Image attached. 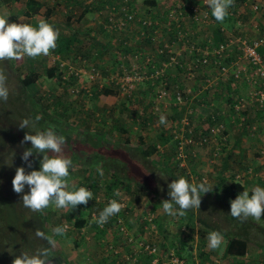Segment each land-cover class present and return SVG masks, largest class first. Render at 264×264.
Instances as JSON below:
<instances>
[{"label":"rangeland","instance_id":"rangeland-1","mask_svg":"<svg viewBox=\"0 0 264 264\" xmlns=\"http://www.w3.org/2000/svg\"><path fill=\"white\" fill-rule=\"evenodd\" d=\"M133 1L138 9H140V14L142 16L145 14L150 15L148 9L151 11L153 9L154 11L152 13L157 11L158 15H160L165 5L168 3L167 0H156L158 3V8L156 9L146 3V1L149 0ZM43 2L44 8H42V12H44L42 14L45 15L47 9L51 11V15L49 16L51 17L52 25L59 31V37H62L61 39H69V50L58 55L54 54V49H52L47 56L41 55L35 58L22 56L19 59L0 61V73L6 77L5 84L9 90L7 100L0 102V125H2V121L5 125L8 123V119H5L7 115L9 118L11 117L10 120L14 122V126L8 125V129H3V127L0 126V149L4 147L7 152L12 153V150L7 148L20 145L23 141V137L17 133L16 129L19 128V126L16 121V116L14 115H26V119H33L28 115H40L44 125L40 123L41 126L37 125V122L36 129L37 126L44 128L46 127L45 125H47V113L56 119V117H60L58 111L60 109L62 110V108H65L67 112L72 111V114L68 116V121L70 123L72 122V125H74V120L80 118L83 127L86 126L96 130V133L103 135L104 141H108L109 143L112 142L113 144L117 141H121L127 143L131 147H135L139 144V137L147 144L157 142L159 134L165 133L168 130L173 133L175 132L177 137L182 138L181 142L187 138L184 136H186L188 131L191 132L193 130L191 134L194 136L198 135L199 125L205 122V120L202 121L203 117L207 118L210 115H184L183 112L186 108V104L183 105V103H178L179 105H175L176 90H179L185 95L198 93L197 90L192 92V89L188 88L189 84L186 82L190 81L183 74V65H188L191 62L188 53L183 52L181 56L179 55L178 58L176 57L178 63H181V65L183 64L182 68L172 67L166 68L164 71L165 79H169L170 77L174 79L177 73L178 77L176 80L179 85L177 87H172L171 83L168 86L166 85L165 94L160 102H155V109H152L154 98L150 96L154 95L155 91L159 89L158 84H135L130 89L129 94L122 93L117 84H108L109 81L106 79L107 77L119 78V76L123 74L122 71L117 68L120 63L125 64L126 61L120 60L123 47L119 45L118 37L115 35L106 36L99 28V23L103 19L105 5L103 0H43ZM176 2H180L181 4L190 3L196 6L200 12L206 13L210 17V20L207 22H201L196 25L187 24L189 27L188 32L190 34V39H194V43L201 47V44L209 40L211 35H213V30L215 28L211 21L214 17H212L211 9L208 7V0H175L174 3ZM254 5H256L258 9L256 12L249 15L248 20L254 18L255 21L260 23V21L264 19V11L261 9L260 11L259 5L256 3H251L250 8L253 9ZM23 6L24 0H0V15L6 14L9 16L8 19L10 17L23 18ZM84 6L89 7L88 9L86 8L88 10L87 12H85ZM232 7L234 6H230V8ZM230 11L231 10H228V13ZM238 11L233 12L237 13ZM229 15L230 14H228L225 19L227 23L226 27L232 31L235 29H230L229 27ZM254 24L255 23L252 24V27ZM193 32H198L197 36L194 35V38H192ZM74 33L77 37L76 42H74ZM233 33L236 34L237 31ZM131 37L132 47L134 49L155 53L154 45L156 44H150L141 39L137 40V36L134 35V32L131 33ZM166 38L167 36H164L162 41L167 42ZM57 43L58 41L56 42L55 49H58ZM172 48L174 50H179L181 45L173 44ZM59 63H61V66ZM33 66L37 67V72H39L40 77L35 84L30 87H25L27 97L21 98L23 91L19 84V78L28 74ZM51 66L55 67V72H58L60 69H67V66L80 69L82 72L81 83L90 89V94L91 91L93 92L92 86L96 82V79H90V68H94L99 71L102 84L108 85L112 90L117 92L116 94H109L107 92L101 93L96 98H92L89 93H84L83 90L77 95H72L68 91L69 85H63L54 78L47 77L46 70ZM183 79L186 81L182 82ZM212 86L209 87L210 91H214ZM203 89L204 88H202V90ZM32 90H35V92L31 93ZM139 95L144 96L142 97L144 101H138ZM239 95L244 96L245 93ZM55 100H57L59 104L56 107L57 109L54 115L52 106L55 105ZM16 103H18L16 106L17 108L22 106L24 109L21 111V114L15 112V107L13 105ZM190 106L193 107V105ZM8 110L13 111L8 112ZM261 111L260 109L259 112L261 113ZM161 117H163V122H161ZM211 117L214 118L213 115H211ZM260 117L254 116L248 124H246L245 121L244 124L239 125L237 121L235 122V126H230L228 128L229 130H226V125L222 121H217L216 118L215 121L217 122L210 126L212 129H215L218 125H222V134L226 136L229 143L227 146L229 150L227 153L230 154L229 162H240V164H233L232 167L229 168V176L231 173L235 174L242 172L244 166L241 161H251L252 164V161L258 163L260 160H264V118L263 116L262 119ZM48 123L52 125L53 122L51 123L48 121ZM53 124L56 125V123ZM58 124L60 126L57 131L60 132L62 129H65L62 120H59ZM49 125L47 126L49 127ZM117 126H120L122 130L119 131ZM245 126L246 129L243 130L242 128ZM28 129L31 131L33 130L32 128ZM68 129H71V127ZM68 129V133L63 131L62 134L65 136V143L61 146V155L71 158L70 151L73 150L74 144L77 143L78 140H76L74 134L71 133L72 129L71 131ZM4 130H8L9 134L6 132L4 133ZM242 130L244 132H242ZM207 134L209 135H207L208 142L205 143L206 146L202 149H198V147L195 148V160L192 165H188L186 162L183 175L185 178L189 179L190 182L200 183L202 181L212 186L210 192L202 194L198 209H188L185 215L179 218L169 217L163 213L160 202L169 198L167 195V185L175 179L168 174H164L163 182L158 186H156L155 182H151L154 189L159 192L145 193L142 189L135 186L127 191L121 188L120 185V187L116 189L115 195L117 196V200L122 203L123 207L118 214L110 218H115L116 220L120 219L124 228L123 231L116 227L115 224H113V226L106 225L103 228L101 227V229L98 227L96 229L90 227V223L93 221L92 218L90 219V214L94 212L99 215V208L101 206H106L105 201L108 200L109 196L107 195L108 191L104 189V185H106L110 179L101 168V165L96 164L97 161H94V165L90 167V171L86 169L89 165L73 162L68 178L70 186H89L93 193V198L88 201L87 205H82L81 209L82 216L88 220V224L78 231L74 229L72 222L63 216L65 208H56L54 204H51L47 208L49 211L53 212L48 223L50 234L54 227L60 225L66 226L64 237H56L54 250L57 251V256L54 262L50 264H136L137 256L140 257L137 251V245L140 240L153 243L157 246L158 253L156 256L158 259H151L153 263L156 264H165L167 258L163 257L165 256L163 252L167 250H173L176 253L175 255L181 256L187 260H189V258L192 260L190 251L191 253L195 251L197 257L200 256V254L203 256L206 254L207 258L204 260L214 258L215 251H217L218 248L211 249L208 247V235L212 231L207 228H202V231L198 230L199 226L195 221V213L203 214L206 223L210 225L216 224L220 230L230 233V235L236 234L246 237L249 247L260 244V246L264 247L263 220L252 217L247 219L234 218L229 214L230 205L225 207L215 202L214 190L218 187L219 183L217 182L214 165L219 164L221 154L219 153L220 157L218 156L214 163L210 155L215 151L214 148H221V146L217 144L218 136L214 135L212 132L209 133V131ZM257 135H259L258 139ZM194 140L196 141V139ZM101 141L104 142L103 140ZM174 144L175 141L173 138L165 145L159 146L158 151L149 158L150 163L148 164L150 167L152 165L157 167L164 159L170 158L174 154ZM232 149H234L233 153L231 151ZM258 150L259 152L256 153ZM204 153H206V155ZM71 159H73V156ZM9 164V161H7L6 166ZM166 169L171 171L170 173L176 178L181 176V170L173 167V164ZM250 169L255 175L247 177L249 180L246 188H254L260 182L258 179H264V166L259 168L258 164H254L251 165ZM187 173L188 175H192L193 173L202 175L204 180H200L199 182L196 180L192 181L191 178H188ZM242 174L246 173L242 172ZM242 174H239V176L242 177ZM88 177H91L98 185L93 186L97 183L88 180ZM148 214L153 216L151 222L145 219V216ZM8 216L9 214H5L3 218H7ZM221 235V242H225L223 234ZM179 243L183 244L179 245ZM222 249L223 245L220 247L221 252ZM143 255H145V253H143ZM189 263L191 264V262Z\"/></svg>","mask_w":264,"mask_h":264},{"label":"trees","instance_id":"trees-1","mask_svg":"<svg viewBox=\"0 0 264 264\" xmlns=\"http://www.w3.org/2000/svg\"><path fill=\"white\" fill-rule=\"evenodd\" d=\"M154 2L155 0L146 1V3L150 5L151 7H154L155 5ZM43 5H44L43 1L26 0L25 10L23 12L24 16L30 17L32 15L37 14ZM86 8L88 9V7L84 8L85 12L88 11ZM50 13L51 11L47 9L45 16H44V21L46 20V18H48ZM99 28L101 29V25H99ZM216 28L217 27L215 26V31L213 35H211L213 36L212 38L213 40H211V42L215 46H217L218 43H224L228 38V36L224 37V35L223 37L221 35L217 36L216 34L221 33L222 30H220V27H218L217 30ZM61 38L62 37H58L57 39L58 49L53 50L54 54H58V55L63 54L64 51L69 50V47H68V45L70 44L69 39H61ZM140 39L141 38L138 37L137 35V40H140ZM76 41H77V37H76V34L74 33V42ZM143 41L151 44L149 40H143ZM119 45H121L124 48V51L126 53L130 51L132 52L134 50V48L132 47V42L125 46H123L122 43L119 42ZM233 45H234L233 46V51H234L237 46L235 44ZM224 54H226V58H225L226 61L233 60L229 57L230 53L228 54V51L224 52ZM162 57L163 55H160V54L154 55L156 62L159 59H162ZM235 58H236V55H235ZM176 68H182V67H176ZM46 73H47L48 78H54L55 80H57L59 83L63 85H69L68 90L70 88V85L76 84L74 75L71 74L67 78L63 79L62 76L65 72L64 71L55 72L54 66L49 67L46 70ZM183 74L185 76V69L183 71ZM39 77L40 75H39V72H37V67L33 66L28 74L23 75L22 77L19 78V84H20L21 90L23 91L21 98L27 97V92H26L25 87H28V86L30 87L31 85L35 84L36 81L39 79ZM99 78L101 79V76ZM173 80H174L173 77H170L169 79L164 78V81L167 86L171 82H174ZM145 83L147 85H154V84L159 85L160 84L159 81H155L153 83L151 82H145ZM101 85H102L101 87H98L96 84L92 86L93 87V92L91 91L92 98H96L99 94L105 93V92L109 94H116L117 91L112 90V88H110L108 85L104 83ZM35 90H32L31 93H34ZM181 94L182 96L186 97L184 93H181ZM54 103L55 105H53L52 108H53V114L55 115L56 109H57L56 107L58 106L59 102L55 100ZM17 105L18 103L13 105L15 107V112L21 114V111H23L24 109L22 106L20 108H17L16 107ZM12 111L13 110H8V112H12ZM58 112H59L58 114H60V117H56V119H54L50 114L47 113L46 115L47 125H49L48 121L51 123L52 122L56 123L57 126L54 125L53 123L52 125H49V126H55L56 129L58 130L60 126L58 122L59 120H62V124L64 125L65 129H62V131L60 132L58 131V133L60 134H63V131L68 133L67 129L71 127L72 129L71 133L74 134L75 139L78 140L77 143L74 144L73 150L70 151L71 158L73 156L72 161L77 164L89 165L86 168L89 171H90V167L94 165V161L95 162L97 161L96 164L101 165V168L103 169V171L107 174L108 178L110 179L107 182V184L104 185L105 186L104 189L108 191L107 195L109 196L108 200L105 201V205L108 204L109 199L117 200L115 191L118 187H120V185H121V188L127 191L131 187L135 186L137 188L142 189V191L145 193L159 192L158 190L154 189L151 182H155L156 186L160 185L163 182L164 174H168L170 175V177L176 178L173 174L170 173L171 171L166 169L168 166H171L172 164H173V167L181 170L182 172L181 175H184L185 169L184 167L179 166L180 159H176L177 142L181 141L182 138L177 137V134L175 135V132L173 133L170 130H168L165 133L163 132L159 134L157 142H153L149 144L144 143L142 141V138L139 137L138 138L139 144H137L135 147H131L127 143L121 142V141H117L115 144H113L112 142L109 143L108 141H104L105 139L103 138V135L96 133L97 132L96 130L90 129L86 126L83 127L81 124L80 118L74 120V125H72V122L70 123L68 121V116L72 114V111L67 112L65 108H62V110L60 109ZM14 116H16L17 122H20L21 120L26 119L25 117L26 115H14ZM28 116L34 119L36 115H28ZM5 117H7L5 119L6 120L8 119V123L5 125L4 122L2 121V125L0 126L3 127V129H8V125L14 126V122L10 120L11 117L9 118L8 115ZM217 121L213 123L215 124ZM39 123L41 125L43 124L41 119L37 123V125H40ZM213 123L206 126L202 130L199 129L198 135L194 136L193 134H191V132L193 131L192 130L191 132L189 131L184 137L191 138L193 141L191 144H193L195 142L194 139H196V142H197L200 139L201 135H206V136L209 135L207 134V132H208V129L209 131L212 129V127L210 126ZM244 123L245 122H243V124ZM47 125L45 126L48 127ZM40 126L39 127L37 126V129H41L42 127ZM71 129H68V130L71 131ZM117 129L119 131L122 130L120 126H117ZM16 130H17V133L20 134L22 137L24 136L25 131L26 132L31 131L30 129H21V128H17ZM5 132L9 134L8 130H4V133ZM216 136H218L217 144H220L221 148H218V147L214 148L215 151L210 156L212 158L213 163L216 162L219 156V153L221 154V157L219 156L220 157L219 164L214 165L216 175H217L216 176L217 182L219 183L218 187H216L214 190L215 191L214 198H215V202L226 207L230 205V201L235 199V197L240 192L245 191V190L251 191L250 189L252 187L246 188L244 178H247L248 176H251V175L253 176L255 175V173H253L252 170L251 172H248L250 167L244 166L242 172L246 174H242V172L235 173V174L231 173V175L229 176L228 175L229 174L228 172H230L229 168L232 167L230 166L231 162H229L230 154L227 153V151L229 152L227 148L229 143L226 137L224 138L222 135H216ZM173 138L175 141V144L173 147L174 154L170 158L164 159L162 162H160V164L163 166L159 164V166L157 167L155 166L156 167L155 168L154 165H152L151 166L152 168H151L150 165L148 164L150 163L149 158L158 151L159 146L165 145ZM101 140H103L104 142H102ZM30 146H31L30 142H23L17 146L16 145L11 146V147L8 146L9 148L7 149H11L12 153L7 152L6 148L4 147L0 149V264H12L13 258L16 255H19L20 252H25V251L32 252L36 250L37 248L47 246L46 241L37 237L35 233L37 230H39L46 234H50L49 229H48V223L53 215V212L49 211L47 208L40 210V211H36V210H32L30 208L25 207L21 200L22 194L15 193L12 190V186H11V180H12V177L14 176L15 168L24 165V162L20 159V156L22 155V152L24 151V149ZM101 146L103 147V149ZM205 146H206L205 144L200 145V146L198 145L197 146L196 145L186 146V149L183 153V154H186L184 158L185 167H186V162L188 163V165L193 164L195 157H196L195 148L198 147V149L199 148L202 149ZM206 153L204 154L206 155ZM48 155H53V154L49 152ZM29 159L32 161V167L38 168V161L40 159V156L38 154H34V157H30ZM7 161H9L10 163L8 166H6ZM28 170L30 169L26 168V171ZM236 174H242V177L240 179H236L234 177ZM187 176L188 178H190V175H188V173H187ZM88 180L94 183L96 182L91 177H88ZM228 180L229 182H227ZM258 180H260L259 185L264 186V179L263 180L258 179ZM225 182H227V184ZM96 185H98V183L93 186H96ZM164 185H165V182H164ZM87 188L90 189L89 186H87ZM25 191H27V188L25 189ZM104 207L105 206H101L99 208V211H102ZM81 209H82V205H78L74 209L65 208L63 212V216L66 219H69L72 222L74 229L78 231L88 224V220L82 216ZM5 214H9V216L7 218H3V215ZM195 216H196L195 221H196V224L198 223L199 231H202V228H207V229H210L212 232L217 231L223 234L225 242H224L222 254H224L225 256H233V257L244 256L247 250V243H248V240L246 239V237L242 235H236V234L230 235V233L220 230L218 228V225L216 224L210 225L209 223H206L205 217L203 214L195 213ZM90 219H91V214H90ZM259 219L264 221V215H262ZM115 223H116L115 218H109L107 222L103 225V227L106 225L113 226V224ZM90 227H93L95 229L98 227L99 229H101L99 225L95 223V220L91 221ZM190 229L193 230L192 228ZM182 244L183 243H179V245H182ZM56 254H57V251L54 250V245H53L52 251H51L50 263L54 262V259L57 256ZM139 254L142 255L143 252ZM163 254L165 255L163 257H167V255L169 254V250L163 252ZM200 257H201V260H204L205 258H207V255L205 254V256H203L202 254H200ZM214 258H211L210 260L208 258L207 259L208 261L204 260L200 264H205ZM186 261L190 262L191 259L190 258L189 260L186 259Z\"/></svg>","mask_w":264,"mask_h":264},{"label":"built area","instance_id":"built-area-1","mask_svg":"<svg viewBox=\"0 0 264 264\" xmlns=\"http://www.w3.org/2000/svg\"><path fill=\"white\" fill-rule=\"evenodd\" d=\"M163 12L158 15L157 12L150 13V15H141L140 9L133 0H105L103 19L100 21L102 33L105 35H115L118 37V41L123 46L132 42L131 33L141 38V40H149L151 43L160 44L161 47H156L155 53H146V51L134 49L132 52L126 53L122 48L120 60L126 61L125 64L120 63L118 70L122 71V75L119 78L107 77V80L111 84H117L122 93H128L130 89L138 83L155 82L159 81V89L154 93V100H161L165 94L166 83L164 81V71L166 68L182 67L181 63H178L176 57L182 55L183 52L189 54L191 62L188 65H183L185 69V77L189 80L194 77L195 73L202 68L207 71L208 67H213L217 70L219 79L226 80L228 77L232 81L244 80L250 86V89L244 96H238L235 99V103L232 105L234 111H238L240 118L238 124H243L245 120L244 111L245 107L249 104L255 103L258 108H264V32H259L256 36L247 39L242 35L230 34L224 43H218L217 46L205 47L194 43V39H190L187 24L196 25L201 22H207L210 17L206 13L200 12L196 7L189 4H181L180 2L174 3L171 0H167ZM258 8L253 6L254 11ZM171 36L170 42L160 41V38ZM189 38V39H188ZM210 43V40L205 44ZM173 44L181 45L179 50L172 48ZM233 44L237 46L239 52L236 55L235 60L226 61V54L233 51ZM163 55L162 59L155 61L154 55ZM61 66V63H59ZM58 64V65H59ZM90 79H100L99 71L90 68ZM59 71L65 72L62 78H67L69 75L75 76V85L69 88V92L73 95H77L81 89L89 92V88L86 85H79L81 82L82 72L80 69H76L67 66V69H60ZM213 85L212 79H206L204 87H210ZM99 86V85H98ZM186 97L176 90L175 103H182ZM222 125H218L215 129L209 131L214 135L222 134ZM208 136L201 135L200 139L191 144L193 141L191 138H185L184 141H178L176 146V159H180L179 166L185 167V156L183 154L187 145H203L207 142ZM261 152V150H260ZM194 155V154H192ZM251 172V169L248 170ZM190 175V174H189ZM236 179H240L241 176L236 174ZM191 180H204L202 175L192 174ZM202 182V181H201ZM98 217L94 212L91 213V218L95 220ZM152 215L148 214L145 219L152 221ZM105 224V223H104ZM103 224V225H104ZM99 225V227H103ZM115 226L121 231L124 230L121 225L120 219L116 220ZM138 253H147L149 255L156 256L158 248L155 244L147 241L140 240L137 245ZM157 258V256H156ZM165 264H188V262L175 255L173 250H169ZM205 264H220L219 259L214 258Z\"/></svg>","mask_w":264,"mask_h":264},{"label":"clouds","instance_id":"clouds-1","mask_svg":"<svg viewBox=\"0 0 264 264\" xmlns=\"http://www.w3.org/2000/svg\"><path fill=\"white\" fill-rule=\"evenodd\" d=\"M232 3L233 0H208V7L215 21H224ZM8 17L6 14L0 15V61L19 59L22 56L29 58L47 56L50 50L55 49L59 31L52 24L41 20L33 26L30 23L9 22ZM5 80L6 77L0 73V102L6 101L9 96ZM95 84L101 87V79H96ZM79 85L81 82L77 83L78 87ZM83 91L90 93V89L89 92ZM40 119L41 116L36 115L34 120L23 119L18 122L19 128H32L33 130L25 132L23 136L22 143L30 142L31 146L25 148L20 156L24 165L15 168L11 180L12 190L17 194H22L21 200L25 207L36 211L48 208L51 204L60 209H74L78 205H87L88 201L93 198L92 191L85 186H70L69 183L68 178L73 161L61 155V146L65 143V136L59 134L55 126L36 129V123ZM161 122H163V117H161ZM49 152L53 155H48ZM34 154L41 157L38 161V168H33L32 161L29 159L34 157ZM26 168L30 170L26 171ZM26 188L27 191H25ZM167 189L169 198L160 202L162 211L169 217L179 218L183 217L188 209H198L202 194L210 192L212 186L206 182H190L181 175L168 183ZM122 207V203L118 200H109L95 219V223L103 225L111 216L118 214ZM229 214L234 218L259 219L264 215V186L258 184L251 191L240 192L235 199L230 201ZM65 233L66 226L64 225L54 227L51 234L37 230L35 235L46 241L47 246L37 248L32 252H20L13 258L12 264H50L52 246L56 243V237L62 238ZM221 241V233L217 231L209 233V248L220 247Z\"/></svg>","mask_w":264,"mask_h":264},{"label":"crops","instance_id":"crops-1","mask_svg":"<svg viewBox=\"0 0 264 264\" xmlns=\"http://www.w3.org/2000/svg\"><path fill=\"white\" fill-rule=\"evenodd\" d=\"M25 1L26 0H24V6L22 7L23 8L22 12H24V10H25ZM39 1H43V0H39ZM171 1L174 2L175 0H171ZM251 3L258 4L259 10L261 9L262 11H264V0H233V3L231 6H234V7L228 9V10H231L228 13V14H230L228 17L230 18V26H229L230 29H235V30L230 31L228 29V27H226L227 23H226L225 19L227 17H225L223 22H217V21H215V19H213L211 21L213 22L214 27L215 26L217 28L220 27V30H222L221 33H218L216 35L217 36L221 35L222 37L224 35V37H225V36H229L230 34H233V35L243 34L242 36L249 39V38L256 36L259 32H264V19H262L260 21V23L255 21L254 18L248 20L249 15L253 14V12H256L250 8ZM154 4H155L154 8L157 9L158 3L156 0H155ZM84 7H88V6H84ZM42 8H44V5L41 7V9L39 10V12L37 14L32 15L30 17H26L23 14L22 15L23 18L10 17L8 20H9V22H16V23H30L33 26H35L38 24V22H40L41 20H44L45 15L42 14L44 12V11L42 12ZM153 11H154L153 9H152V11L150 9H148V12H150V13H152ZM233 11H238V12L234 13ZM155 12H157V11H155ZM45 21L52 24L50 16H48V18H46ZM253 23H255V24L252 27ZM217 28H216V30H217ZM213 31H215V28ZM236 31H237V33L234 34L233 32H236ZM197 33L198 32H193L192 38H194V35L197 36ZM106 36H108V35H106ZM166 36H167L166 41L169 42V40H171V36L168 34H166ZM188 37L190 38V36H188ZM212 38H213V36H211L209 38L210 43L205 44V42H204L201 44V46H203V47H205V45H207V47L215 46L211 42V40H213ZM160 41H162V37L160 38ZM156 47H158V48L161 47V44L154 45V48H156ZM236 52L237 53L239 52V49L237 47L234 51H232L229 54V57L231 59L235 60L236 59L235 55H237ZM146 53H150V51H146ZM192 71L194 72V74H197L198 76L195 75V77H193L192 79H189V81L191 83L190 82H186V83L189 84L188 88L189 89L191 88L192 92H195V90H197L199 94L198 93H194V94L190 93V94L186 95V99L184 100V102H182L183 105L186 104L185 105L186 108L184 109L183 114L184 115H210L207 118L203 117L202 121L205 120V122L203 124L199 125V129H201V130L204 129L206 126L210 125L211 123H213L215 121V118L218 121H222L226 125V130L230 126H235V122H237L239 120L241 115L238 114L239 113L238 111H234V109H232V105L235 103L236 97L240 96L239 94H243V93L246 94L247 91L250 89V86L247 84V82H245L244 80L232 81L230 79V77H228L226 80L219 79L218 75H217V70L213 69V67H211V66L208 67L207 71H204L202 68H200V70L197 71V73H195V70H192ZM175 75L177 78L178 74L176 73ZM176 78H174V80H173L174 82H171L172 87L173 86L177 87L179 85ZM206 79H212V82H213L212 87H213L214 91H210V88L207 86L204 87V85L206 84ZM184 81H186V80L183 79L182 82H184ZM183 86H185V85H183ZM49 88H52V87H49ZM202 88H204V89L202 90ZM194 95H196V96H194ZM142 97H144V96L139 95V99H138L139 102L142 100L144 101V99H142ZM150 97L155 98L154 95H151ZM157 101L160 102V100H157ZM155 102L156 101L153 99V108L152 109H155V104H156ZM188 103H192V104H188ZM176 104H178V103H175V105ZM190 105H193L194 108ZM245 109H246V111H244L243 114L245 116L244 121H246V124H248L254 118V116H259V117L261 116L260 117L261 119L263 116V118H264V108H258L255 105V103L249 104L248 106L245 107ZM260 109L262 110L261 113L259 112ZM211 115H213L214 118H212ZM215 115H219V116H215ZM242 129L243 130L246 129V126ZM243 130H242V132H244ZM208 131H209V129H208ZM231 136H232V134H231ZM257 136H258L257 137V139H258L259 135H257ZM231 151H234V149H232ZM258 152H259V150L256 151V153H258ZM256 156H258V155H256ZM241 162H243L242 163L243 166L251 167V165H254V164H258L259 168L264 166V160H260L258 163H256V162L254 163L252 161V164H251V161L247 162V160L241 161ZM236 163L240 164V162H231L230 166H232L233 164H236ZM261 164H262V166H261ZM248 180L249 179L244 178V182H245L246 186H247ZM227 182H229V181H227ZM227 182H225V183L227 184ZM222 245L224 246V242H221L220 247ZM260 245H252L249 247V244L247 243V250H246V253L244 254V256H237V257L225 256L224 254H222L223 249L221 252L220 247H218V250L215 251V258L219 259L221 264H264V247H262ZM142 255H140V257L137 256V261H136L137 263L136 264H156V263H153V260H151L153 258H156L155 256L148 255L146 253H145V255H143V256ZM190 256L192 257V260L190 261L191 264H200L201 262L204 261V260H201L200 256L197 257V254L195 251L193 253H191V251H190ZM157 264H159V263H157Z\"/></svg>","mask_w":264,"mask_h":264}]
</instances>
